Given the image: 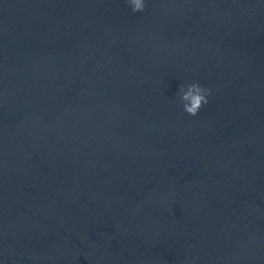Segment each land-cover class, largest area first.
<instances>
[{
	"label": "water",
	"instance_id": "95a60500",
	"mask_svg": "<svg viewBox=\"0 0 264 264\" xmlns=\"http://www.w3.org/2000/svg\"><path fill=\"white\" fill-rule=\"evenodd\" d=\"M0 261L264 264V0H0Z\"/></svg>",
	"mask_w": 264,
	"mask_h": 264
},
{
	"label": "clouds",
	"instance_id": "9594fccd",
	"mask_svg": "<svg viewBox=\"0 0 264 264\" xmlns=\"http://www.w3.org/2000/svg\"><path fill=\"white\" fill-rule=\"evenodd\" d=\"M132 12H143L149 0H125ZM176 94L181 100L187 103L183 104V111L190 116H196L203 105L208 103L210 89L202 86L198 82H185L177 86ZM2 264V261H0Z\"/></svg>",
	"mask_w": 264,
	"mask_h": 264
}]
</instances>
